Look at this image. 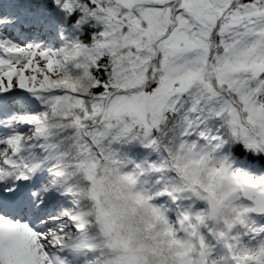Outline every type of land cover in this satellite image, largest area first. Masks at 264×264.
<instances>
[{
  "label": "snow or ice",
  "instance_id": "snow-or-ice-1",
  "mask_svg": "<svg viewBox=\"0 0 264 264\" xmlns=\"http://www.w3.org/2000/svg\"><path fill=\"white\" fill-rule=\"evenodd\" d=\"M0 264H264V0H0Z\"/></svg>",
  "mask_w": 264,
  "mask_h": 264
}]
</instances>
